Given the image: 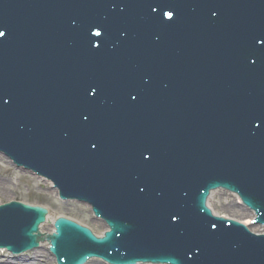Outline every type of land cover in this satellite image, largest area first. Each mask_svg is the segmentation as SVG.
Listing matches in <instances>:
<instances>
[{"label": "water", "instance_id": "95a60500", "mask_svg": "<svg viewBox=\"0 0 264 264\" xmlns=\"http://www.w3.org/2000/svg\"><path fill=\"white\" fill-rule=\"evenodd\" d=\"M0 33V152L109 228L13 198L0 248L264 264V0H0Z\"/></svg>", "mask_w": 264, "mask_h": 264}, {"label": "rangeland", "instance_id": "374dc122", "mask_svg": "<svg viewBox=\"0 0 264 264\" xmlns=\"http://www.w3.org/2000/svg\"><path fill=\"white\" fill-rule=\"evenodd\" d=\"M45 181L30 173L17 169L8 159L0 155V204H4L15 198L24 204L37 205L46 208L52 221L56 217L65 216L68 219L89 227L94 234L101 235L105 225L93 217L88 206L76 202H60L50 186L44 185ZM41 245V244H40ZM2 254L11 258L10 253L1 250ZM37 251L43 252L51 261V256L46 249L41 246ZM28 257L31 252L23 253ZM22 255V254H20ZM90 261L87 264H93ZM23 264V262H22ZM52 264H56L55 262ZM101 264V263H100Z\"/></svg>", "mask_w": 264, "mask_h": 264}, {"label": "bare ground", "instance_id": "6f19581e", "mask_svg": "<svg viewBox=\"0 0 264 264\" xmlns=\"http://www.w3.org/2000/svg\"><path fill=\"white\" fill-rule=\"evenodd\" d=\"M44 185L50 186V184L47 182H45ZM49 189H51V187ZM56 193L57 192L54 191L55 196H56ZM66 203L67 202H65V204ZM52 224H53V221L51 219V216L48 214L46 217V223L40 226L39 233L42 234V232L44 231L45 234H51L53 231ZM102 230L106 232L107 227H104ZM40 244H41L40 246L42 248L47 250L48 245H47L46 241L45 242L40 241ZM37 250L38 249L32 251L31 261L27 262V263H23V264H52V263H54V259L52 257H51V261H50V259L48 258L47 255H45L43 252H40ZM20 257H22V255H20ZM22 262L23 261H21L20 264H22ZM100 263L103 264L102 262H100L98 260H94L93 264H100ZM0 264H17V263H16L15 259H12V258L5 256L4 254H2V251L0 250Z\"/></svg>", "mask_w": 264, "mask_h": 264}, {"label": "snow or ice", "instance_id": "6c2138e0", "mask_svg": "<svg viewBox=\"0 0 264 264\" xmlns=\"http://www.w3.org/2000/svg\"><path fill=\"white\" fill-rule=\"evenodd\" d=\"M0 35H2V33H0Z\"/></svg>", "mask_w": 264, "mask_h": 264}]
</instances>
